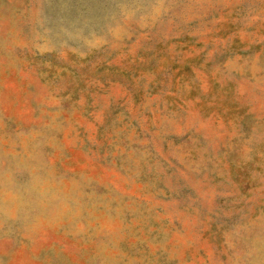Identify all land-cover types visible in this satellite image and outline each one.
<instances>
[{"label": "rangeland", "instance_id": "1", "mask_svg": "<svg viewBox=\"0 0 264 264\" xmlns=\"http://www.w3.org/2000/svg\"><path fill=\"white\" fill-rule=\"evenodd\" d=\"M0 264H264V0H0Z\"/></svg>", "mask_w": 264, "mask_h": 264}]
</instances>
